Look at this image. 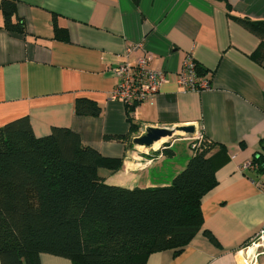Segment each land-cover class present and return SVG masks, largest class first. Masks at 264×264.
I'll return each instance as SVG.
<instances>
[{"label":"crops","instance_id":"obj_1","mask_svg":"<svg viewBox=\"0 0 264 264\" xmlns=\"http://www.w3.org/2000/svg\"><path fill=\"white\" fill-rule=\"evenodd\" d=\"M15 1L25 31L0 27V126L26 115L36 136L68 127L102 156L121 158V169L99 173L107 183L129 188L167 184L192 154L185 152L175 164L170 146L145 147L134 137L147 127L193 126L224 148L210 151L217 184L201 198L202 229L181 252H154L145 264H264V244H256L264 229V169L242 168L264 138V62L252 56L258 36L218 0ZM228 2L231 15L264 20V0ZM146 53L152 56L149 67L164 71L167 81L130 110L110 99L117 82L113 69ZM188 54L206 69L201 76L208 79L207 88L177 84ZM78 97L94 100L100 114H76ZM115 135L125 138H105ZM179 138L190 139L172 140ZM40 264L72 262L42 253Z\"/></svg>","mask_w":264,"mask_h":264},{"label":"trees","instance_id":"obj_2","mask_svg":"<svg viewBox=\"0 0 264 264\" xmlns=\"http://www.w3.org/2000/svg\"><path fill=\"white\" fill-rule=\"evenodd\" d=\"M218 1L224 2L233 20L258 36L260 44L252 56L264 62V20L231 15L228 0ZM0 27L24 33L15 0H0ZM53 27L57 35L55 20ZM196 70L200 76L206 71L199 65ZM74 111L98 116L101 108L94 100L78 97ZM135 129L131 124L130 131ZM260 145L263 153L264 138ZM215 146L224 149L203 136L167 184L129 188L109 184L99 173L100 169L118 171L123 160L102 156L70 128L54 126L48 134L36 136L26 115L4 123L0 126V263L40 264V254L47 253L68 258L72 264H145L154 252H181L202 229L201 198L217 184V163L210 154ZM258 153L253 159L263 170ZM203 233L218 245L209 231Z\"/></svg>","mask_w":264,"mask_h":264},{"label":"built area","instance_id":"obj_3","mask_svg":"<svg viewBox=\"0 0 264 264\" xmlns=\"http://www.w3.org/2000/svg\"><path fill=\"white\" fill-rule=\"evenodd\" d=\"M134 47H132L133 49ZM152 56L146 53L136 58L134 64L124 61L116 66L113 71L117 78V82L110 94V99L120 101L127 108L136 106L145 101L150 100L158 93L160 87L167 81L166 74L162 70L152 69L149 63ZM176 82L184 89L199 90L209 86L208 79L198 75L196 63L188 54L181 63L176 73ZM197 141L203 140L201 131L195 132L193 137ZM194 144V147L196 146ZM261 160L264 162V151L259 152ZM258 162L252 158L245 163L242 168H258ZM256 237V244H264V229H261Z\"/></svg>","mask_w":264,"mask_h":264},{"label":"water","instance_id":"obj_4","mask_svg":"<svg viewBox=\"0 0 264 264\" xmlns=\"http://www.w3.org/2000/svg\"><path fill=\"white\" fill-rule=\"evenodd\" d=\"M177 132L184 133L183 136L185 137H193L195 135V128L193 126H179L174 128L147 127L143 134L133 138V142L145 147H152L154 142L162 137L177 138L175 136L178 134Z\"/></svg>","mask_w":264,"mask_h":264},{"label":"rangeland","instance_id":"obj_5","mask_svg":"<svg viewBox=\"0 0 264 264\" xmlns=\"http://www.w3.org/2000/svg\"><path fill=\"white\" fill-rule=\"evenodd\" d=\"M177 133L178 134L175 135L176 137H185V136H183L184 133L183 134H182V132H177ZM194 142H195V140L193 138H190V139H187V138L180 139L179 138V139L172 140V139L167 137V139L164 142H162L161 144L158 143L159 146H157V147H165L166 148V146H170L167 149L170 148L171 151H173V152L169 155V159L172 158V156L174 155L175 164H178L181 162L178 159H180V157L182 158L185 152L189 153L190 150L192 152V148H194ZM154 148H156V146H154ZM142 149H145V148L143 147ZM160 149H162V148H160Z\"/></svg>","mask_w":264,"mask_h":264},{"label":"bare ground","instance_id":"obj_6","mask_svg":"<svg viewBox=\"0 0 264 264\" xmlns=\"http://www.w3.org/2000/svg\"><path fill=\"white\" fill-rule=\"evenodd\" d=\"M164 140H166V137H162L160 140L156 141L154 144H158V143L161 144L162 142H164ZM154 144H153V145H154ZM153 145H152V146H153Z\"/></svg>","mask_w":264,"mask_h":264}]
</instances>
